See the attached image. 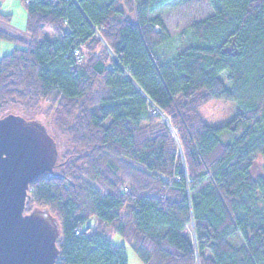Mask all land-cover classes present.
Listing matches in <instances>:
<instances>
[{
  "label": "trees",
  "instance_id": "16d2710c",
  "mask_svg": "<svg viewBox=\"0 0 264 264\" xmlns=\"http://www.w3.org/2000/svg\"><path fill=\"white\" fill-rule=\"evenodd\" d=\"M166 1L21 0L29 39L0 30L23 43L0 58V117L43 107L73 146L25 204L57 219L55 264H127L107 231L144 264H264V103L239 97L264 94V0H208L173 52ZM217 99L235 104L218 126L200 113Z\"/></svg>",
  "mask_w": 264,
  "mask_h": 264
},
{
  "label": "water",
  "instance_id": "95a60500",
  "mask_svg": "<svg viewBox=\"0 0 264 264\" xmlns=\"http://www.w3.org/2000/svg\"><path fill=\"white\" fill-rule=\"evenodd\" d=\"M58 151L46 126L9 112L0 117V264H55L61 233L47 208L25 213L30 184L53 173Z\"/></svg>",
  "mask_w": 264,
  "mask_h": 264
},
{
  "label": "rangeland",
  "instance_id": "374dc122",
  "mask_svg": "<svg viewBox=\"0 0 264 264\" xmlns=\"http://www.w3.org/2000/svg\"><path fill=\"white\" fill-rule=\"evenodd\" d=\"M22 5V4H21ZM212 8L208 0H167L155 14H160L168 32L171 34V40L166 44V49L170 52H173L175 47L178 45V35L182 29H184L189 24L205 19L206 17L212 14ZM46 36L53 38V34L50 30L45 32ZM23 43L18 41H11L7 39L0 38V57L8 52H10L14 47H22ZM227 72L223 71L220 76L226 83L228 87L231 86V83L226 80ZM239 97L242 99H259L264 103V94H259L257 97L250 91L242 90L239 93ZM238 97V95H236ZM150 110L151 114L158 113L161 117V121L167 125L169 131L175 136L174 130L171 124H168L164 121V114L155 106L151 105ZM235 104L231 102H226L223 100H211L200 108V113L202 117L206 120L207 123L212 125H224L228 122L232 113L234 112ZM4 113L12 112L23 116L26 119L37 120L40 123L44 124L53 137L58 151V162H62L64 155L69 154L73 150V146L70 143V139L63 132V123L64 119L58 113H46L43 107L36 108H27L20 103H11L7 105L4 110ZM168 118V117H167ZM169 121V120H168ZM235 134H232L228 131H224L220 138L224 142H229L232 140ZM264 158L257 156L256 163L257 165H263ZM189 180V179H188ZM35 207H32L33 210ZM30 210V211H31ZM29 211V212H30ZM25 213H28L25 211ZM107 236L111 241L116 244H123L125 246L126 255H127V264H144L143 259L136 254L124 240V238L112 231H107ZM186 236L193 240V231L192 228L188 227Z\"/></svg>",
  "mask_w": 264,
  "mask_h": 264
},
{
  "label": "crops",
  "instance_id": "0c3cea01",
  "mask_svg": "<svg viewBox=\"0 0 264 264\" xmlns=\"http://www.w3.org/2000/svg\"><path fill=\"white\" fill-rule=\"evenodd\" d=\"M21 4V0H0V13L9 17V20L0 17V30L13 35L22 41H26L29 39V34L25 29L26 11L23 4ZM17 48L21 47H14L10 52ZM10 52L6 54H9Z\"/></svg>",
  "mask_w": 264,
  "mask_h": 264
},
{
  "label": "built area",
  "instance_id": "2783aa9c",
  "mask_svg": "<svg viewBox=\"0 0 264 264\" xmlns=\"http://www.w3.org/2000/svg\"><path fill=\"white\" fill-rule=\"evenodd\" d=\"M27 1H28V0H26V2H27ZM73 54H74V57H75V59H76L77 61H81V60L83 59V57L81 56V54H80V52H79L78 49H75L74 52H73ZM76 233H78V230L76 231Z\"/></svg>",
  "mask_w": 264,
  "mask_h": 264
},
{
  "label": "bare ground",
  "instance_id": "6f19581e",
  "mask_svg": "<svg viewBox=\"0 0 264 264\" xmlns=\"http://www.w3.org/2000/svg\"><path fill=\"white\" fill-rule=\"evenodd\" d=\"M164 121L168 124V118L166 116H164Z\"/></svg>",
  "mask_w": 264,
  "mask_h": 264
}]
</instances>
